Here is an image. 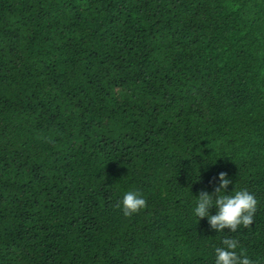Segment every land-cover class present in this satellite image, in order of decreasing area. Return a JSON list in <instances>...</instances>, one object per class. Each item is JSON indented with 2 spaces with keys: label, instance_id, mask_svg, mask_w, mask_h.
Listing matches in <instances>:
<instances>
[{
  "label": "trees",
  "instance_id": "1",
  "mask_svg": "<svg viewBox=\"0 0 264 264\" xmlns=\"http://www.w3.org/2000/svg\"><path fill=\"white\" fill-rule=\"evenodd\" d=\"M220 172L264 264V0H0V264H214Z\"/></svg>",
  "mask_w": 264,
  "mask_h": 264
},
{
  "label": "clouds",
  "instance_id": "2",
  "mask_svg": "<svg viewBox=\"0 0 264 264\" xmlns=\"http://www.w3.org/2000/svg\"><path fill=\"white\" fill-rule=\"evenodd\" d=\"M214 190L210 193L201 190L193 208V215L200 219L207 218L209 227L217 233H236L243 226L249 227L254 222L258 200L247 189L227 191L233 183L226 172H220L213 181ZM146 199L141 192L129 190L123 194L118 207L125 216H130L146 207ZM215 209V214L211 210ZM214 264H254L240 244V241L225 233L221 245L214 250Z\"/></svg>",
  "mask_w": 264,
  "mask_h": 264
}]
</instances>
